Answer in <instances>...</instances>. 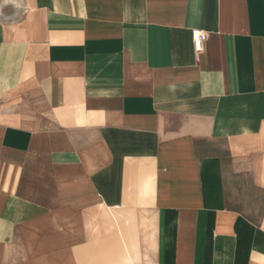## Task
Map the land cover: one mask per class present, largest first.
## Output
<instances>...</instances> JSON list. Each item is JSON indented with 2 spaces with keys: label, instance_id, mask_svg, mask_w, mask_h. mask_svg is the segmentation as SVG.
<instances>
[{
  "label": "crops",
  "instance_id": "obj_1",
  "mask_svg": "<svg viewBox=\"0 0 264 264\" xmlns=\"http://www.w3.org/2000/svg\"><path fill=\"white\" fill-rule=\"evenodd\" d=\"M147 261L264 264V0H0V264Z\"/></svg>",
  "mask_w": 264,
  "mask_h": 264
},
{
  "label": "built area",
  "instance_id": "obj_2",
  "mask_svg": "<svg viewBox=\"0 0 264 264\" xmlns=\"http://www.w3.org/2000/svg\"><path fill=\"white\" fill-rule=\"evenodd\" d=\"M194 48L197 52H200L203 48V43L206 40L207 34L202 29L196 28L192 31Z\"/></svg>",
  "mask_w": 264,
  "mask_h": 264
},
{
  "label": "rangeland",
  "instance_id": "obj_3",
  "mask_svg": "<svg viewBox=\"0 0 264 264\" xmlns=\"http://www.w3.org/2000/svg\"><path fill=\"white\" fill-rule=\"evenodd\" d=\"M136 262V261H135ZM147 264L149 263V261L146 262Z\"/></svg>",
  "mask_w": 264,
  "mask_h": 264
}]
</instances>
